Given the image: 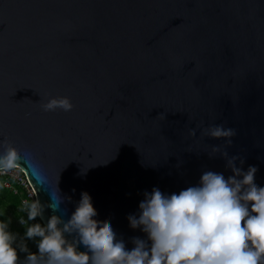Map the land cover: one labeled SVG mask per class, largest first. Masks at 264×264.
<instances>
[{"label": "water", "instance_id": "water-1", "mask_svg": "<svg viewBox=\"0 0 264 264\" xmlns=\"http://www.w3.org/2000/svg\"><path fill=\"white\" fill-rule=\"evenodd\" d=\"M58 95L74 107L43 110ZM214 124L235 134L207 135ZM9 142L51 204L44 222L87 192L129 248L146 236L127 218L144 191L230 175L225 149L264 185V0H0V151Z\"/></svg>", "mask_w": 264, "mask_h": 264}, {"label": "clouds", "instance_id": "clouds-1", "mask_svg": "<svg viewBox=\"0 0 264 264\" xmlns=\"http://www.w3.org/2000/svg\"><path fill=\"white\" fill-rule=\"evenodd\" d=\"M41 107L70 111L74 105L69 96L58 95L49 96ZM234 134L223 124L207 131L214 138ZM222 155L230 175L206 169L198 183L178 192L158 186L144 191L138 213L127 218L130 227L146 236L131 237V248L110 222H97L87 192L67 218L53 211L46 222L44 211L51 204L38 197L25 199L21 210L27 215L20 217L26 225L20 237L25 242L18 244L20 234L9 220L0 219V264H19L18 251L27 253L24 264H264V185L256 183L258 165L245 169V158L229 156L226 149ZM21 158L19 149L6 143L0 151V173L16 168ZM54 197L57 205L64 199ZM25 238L36 240V252L28 249Z\"/></svg>", "mask_w": 264, "mask_h": 264}, {"label": "trees", "instance_id": "trees-1", "mask_svg": "<svg viewBox=\"0 0 264 264\" xmlns=\"http://www.w3.org/2000/svg\"><path fill=\"white\" fill-rule=\"evenodd\" d=\"M2 177L0 176V219H6L10 221V227L11 229L19 233L20 236L18 237L17 243H23L25 240L20 239V237H23V233L25 232L26 225L25 226H15L12 222L11 219L9 218V214H11L12 219H18L20 216V211H19V205H20V196L13 194L11 190L8 188L4 187L2 184ZM13 215V216H12ZM37 219H39L37 217ZM26 239V238H25ZM38 240V238H36ZM26 243L28 246V249L30 251L36 252L37 251V243L36 240L32 239H26ZM19 255V264H24V258L26 257L27 253L24 251H18Z\"/></svg>", "mask_w": 264, "mask_h": 264}, {"label": "built area", "instance_id": "built-area-1", "mask_svg": "<svg viewBox=\"0 0 264 264\" xmlns=\"http://www.w3.org/2000/svg\"><path fill=\"white\" fill-rule=\"evenodd\" d=\"M2 179V184L4 187L12 191L13 194L20 196V205H19V221L21 216L26 217V212L22 211V202L25 199L31 200L35 198V193L31 185L29 184L26 176L23 171L16 167L9 170L6 173H0ZM22 224V223H21Z\"/></svg>", "mask_w": 264, "mask_h": 264}, {"label": "rangeland", "instance_id": "rangeland-1", "mask_svg": "<svg viewBox=\"0 0 264 264\" xmlns=\"http://www.w3.org/2000/svg\"><path fill=\"white\" fill-rule=\"evenodd\" d=\"M12 216H13V215H12ZM9 218L11 219V222H12L15 226H19V227H21V226H25V225L21 224V222L19 221V217H18V219H12V218H11V214H9Z\"/></svg>", "mask_w": 264, "mask_h": 264}]
</instances>
